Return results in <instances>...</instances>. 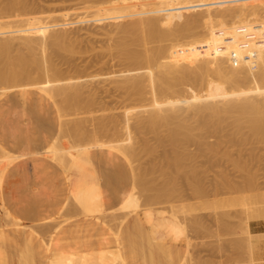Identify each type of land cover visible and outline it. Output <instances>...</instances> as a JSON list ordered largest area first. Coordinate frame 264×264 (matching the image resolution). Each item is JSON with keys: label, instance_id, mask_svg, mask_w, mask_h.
<instances>
[{"label": "rangeland", "instance_id": "1", "mask_svg": "<svg viewBox=\"0 0 264 264\" xmlns=\"http://www.w3.org/2000/svg\"><path fill=\"white\" fill-rule=\"evenodd\" d=\"M25 1L31 6H29V10L31 9L29 12L32 13L33 8V15L1 19L0 24L29 19L28 24L33 25V19H45L48 23L55 24L60 30L59 33L67 36L70 42L56 47L58 41L56 36H45L39 29L32 26L31 35L39 48L38 56L47 60V65L53 64L57 67L61 76L56 80H52L51 77L40 78L42 71L35 69L32 72L33 76L40 78L37 83L27 80L17 86H0V99L7 94L27 88L38 90L50 98V101L55 104L60 121L56 144L62 148L63 163L58 162L69 170L68 166L73 162L76 150L87 146L82 141L73 139L74 130L78 134L81 132L75 127V122L78 123L80 120L81 125L80 123L77 125L85 131L98 134L104 131L107 136L111 137L113 124L111 128L108 124L111 117L113 120L114 115H117L116 121L124 120L120 122L124 126L126 117L123 116V112L126 111L125 109L129 110L130 104L132 105L130 109L135 113H137L136 110L143 108L138 107L139 101L132 100L131 103L129 102L131 100L125 99V94L120 91L119 87L127 77L144 76L146 70L142 67L134 69L132 66V68L116 51L115 45L120 36L118 37L119 31L115 23L122 19L110 20L113 12L129 8L133 4L113 5L104 0ZM186 1L191 0H161L160 2L170 4L179 10ZM160 2L155 1V3ZM212 8V11L225 15L231 30L235 29L232 35L244 33L243 35H250L251 38V34L254 33L257 38L264 37L263 21L260 23L262 32L258 31L260 27L258 22L261 19L264 20L262 5L252 4L245 0H216ZM238 29L244 31L238 32ZM203 32L174 42L178 44L179 41H200V39L203 41H200L201 44L205 42L206 44H202L201 47L202 53L207 57L218 59L216 65L235 75L236 82L226 85L224 89L226 93L231 94L237 91L239 86L245 94H251L255 90L264 91V80H256L255 70L246 72L235 68L236 57L223 54L225 49L223 37L226 35H218V37L215 35V38L212 37L214 34L204 32L210 35V38L206 36L207 34L203 36ZM257 32L259 35L256 34ZM259 32L262 33L261 36ZM199 34L202 36L200 37ZM254 37L252 36L253 40H251L256 43L257 38ZM170 42L167 44H174ZM154 43L157 44V42ZM17 45L16 50L20 48L28 54L27 49L20 47L21 44ZM67 45L68 50L65 47ZM150 45L153 46L152 43ZM210 45L214 46L211 48ZM69 46L73 47L71 48L73 51L69 49ZM214 78L218 80L217 77ZM201 82L197 81L199 85L195 83L196 86L189 87L187 96L204 95L213 98L214 90ZM79 86L84 89L82 105L90 99L95 102L91 104L89 111L88 102V109L87 103L83 107L82 105L65 107V100L68 99L67 92L74 91ZM59 89L66 93H58ZM121 90H123L122 87ZM5 92L6 94L3 95ZM83 99L86 101L83 102ZM141 104L144 106L147 102L145 104L144 101ZM141 104L139 103V106ZM135 113L133 112L129 117L134 127L132 135L138 156L133 162L126 164L123 171L128 169L127 172L131 176L129 178L126 176V178L131 182V191L135 189L141 200L142 208L150 210L156 221L163 217L173 219L175 215L183 224L186 233L181 239L189 249L188 258L183 264H263L256 255V237L251 234L249 225L252 220L264 218V140H259L247 127L238 132L235 121L227 119L223 122V129L216 128L217 131L211 127L205 131L200 128L190 131L191 133L185 132L179 137L178 144L174 145L169 142L170 137L167 136L168 141L163 145L161 139L155 134L138 133L137 128L133 126L137 122ZM119 114H122L121 118L119 116L120 120ZM105 118H108L109 122L105 121ZM100 119L102 120L99 121ZM98 122L103 125L97 126ZM106 122H108L107 127L104 125ZM191 122L196 123V120L192 119ZM97 127L98 129L100 127V130ZM103 134L101 135L105 136ZM95 148L100 147L96 146L91 149ZM1 159L2 153H0ZM121 167L123 168L124 165ZM0 217V228L11 224L4 218L3 212L0 213ZM122 217L123 215H120V218L116 216L119 225ZM65 219L68 220L69 216L62 215L61 219L55 220V224L60 225ZM104 220L107 225L116 228L115 222L107 223L106 219ZM111 263L126 264L122 256L117 259L112 258Z\"/></svg>", "mask_w": 264, "mask_h": 264}, {"label": "bare ground", "instance_id": "2", "mask_svg": "<svg viewBox=\"0 0 264 264\" xmlns=\"http://www.w3.org/2000/svg\"><path fill=\"white\" fill-rule=\"evenodd\" d=\"M106 1L113 5L133 4L129 8L113 12L110 20L122 19V21L115 23L116 29L119 31H117L119 33L118 37L120 36L115 45L116 51L134 69L142 67L146 70L144 76L136 78L127 77L122 85H120L123 90L119 87L120 91L125 94V99L131 100L129 102L132 103V100L139 101L140 104L144 101L145 104L147 102L146 105L143 104L144 106L142 104L139 106L138 103V107H143L144 109L136 108L139 109V111L136 110L137 113L133 111L135 115L137 114V122L133 126L137 128L138 133L155 134L161 139V144L163 145L168 141V136L170 137L169 142H172L174 145L178 144L179 137L185 132L195 131V129L200 128H203L205 131V129L211 127L212 129L215 128V130L223 129V122L227 119H233L238 132L247 127L259 140H264V91L255 90L251 94H245L239 86L237 91L231 94L226 93L224 90L226 85L236 82L235 75L216 65L219 61L218 59H213L210 56L207 57V55L202 53V44L205 45L206 43L201 44L200 41L203 42L201 39L200 41L181 42L183 38L198 34L201 31L211 33V35L214 34L212 37H215V35L217 37L218 35H226L225 37L222 36L224 41L223 39L221 40L225 47L223 54L236 57L235 68L245 70L246 72L255 70L257 72L256 80L261 81L264 80V37L257 38L254 33L253 35L250 33L251 38L249 37L250 35H243L244 33L237 34L244 31H239L241 27H239L237 33L234 31L237 35H232V31L235 29L231 30L228 25L230 23L225 19V15L220 12L217 13L214 10L215 13L212 11L216 0L186 1L179 10L170 4L161 3V0H159L160 3H155L158 0H104V2ZM245 1L264 7V0ZM29 6L30 4L28 5L24 0H0V20L31 16L33 15V8L31 13L29 12L31 11V9L29 10ZM125 18L131 20L124 21L123 19ZM27 21L30 20L24 19L0 24V86H17L27 80H33L34 83H37L40 78L44 77H51L52 80H56L61 76V72L57 67L53 64L47 65V60L41 59L38 56L39 48L35 44L31 30L32 26H35L45 36H56L58 39L56 47L69 44L70 41H68L67 36L59 33L58 27L55 24L48 23L45 19H33V25L28 24ZM258 23L259 26L260 23L263 25L264 20L261 19ZM260 28L261 26L258 31H261ZM204 32L203 36L207 34H204ZM261 32H259L260 36ZM206 36L210 35L207 34ZM252 36H255V39L257 38L256 43L252 41ZM177 40L181 41L175 44L176 42L174 41ZM169 41L174 44H167ZM154 42H157V44ZM17 44H21L20 47L27 49L28 54H25L20 48H18L20 50H16ZM155 45L156 47H154ZM70 46L69 49L72 50L71 48L73 47L70 48ZM212 46L210 45L211 48ZM65 47L67 49L68 45ZM35 69L42 71L40 78L33 76L32 72ZM214 77H217L218 80H215ZM197 81L199 83L202 81L201 83L209 85L214 90L215 96L213 98H208L204 95L196 97L187 96L189 87L191 88ZM196 85L199 84L197 83ZM64 92V90L60 89L58 91L60 94ZM5 94L6 92L3 95ZM67 94L68 99L65 100V107L71 108L82 105V98L84 96L83 87L79 86L74 91H68ZM83 100V102L86 101L85 99ZM87 102L90 104L89 108L92 106L91 104H95L91 99ZM88 103L86 105L87 109ZM133 104L135 103L133 102ZM130 105L129 107L131 108L132 105ZM134 107L136 106L134 105ZM130 108L129 110L125 109L126 111L123 112V116L126 117L124 126H122L123 123H120L121 121L124 122V120H120L122 114L118 115V118L121 115L119 118L120 122L115 119L117 115H114V121L111 119V116V118L109 117L110 120L105 118V121H110V123L108 121L104 124L105 127L109 124L111 128V124H113L111 137L107 136L104 131H101V134L104 133L103 135L105 136L97 132L85 131L80 127V120L78 123L75 122V127L79 129V132L81 130V132L78 134L74 130V134L72 133L73 139L82 141L87 146L76 150L75 158L68 167L71 169L80 155L96 146L109 148L113 152L116 151L128 159L129 162H133L138 155H136L137 148L133 141L132 128L134 127H132L130 123L131 117H129L133 112L132 108ZM132 119L134 120V118ZM192 119L196 120V123L191 122ZM79 123L80 125H77ZM100 124L98 122L97 126ZM120 125L121 127L118 128ZM100 127L99 129L97 127V129L100 130ZM83 131L85 132L82 133ZM86 132L89 133L86 134ZM87 136L90 137L88 138ZM56 143L57 141L46 154L52 159L63 163L62 148ZM0 153H2V159L0 160L1 184L7 169L17 158L8 153L1 145ZM133 190L123 205L112 212L123 215L120 225L132 214H140L150 224L154 219V215L150 210L142 208L141 200L136 194L135 189ZM72 196H74L73 198L79 206L78 208L83 213L87 215H100L104 213V210L100 206L99 195L96 189L82 190L74 193V195L72 194ZM7 216L11 218L9 213H7ZM15 221L17 220L15 219ZM157 226L163 230L167 229L170 236H174L175 240H180L186 233L183 224L179 222L175 215L173 219L168 217L161 218L157 221ZM48 250L53 252L51 264H112V258L117 259L121 257L119 252H94L82 255L67 253L60 248L56 240H52Z\"/></svg>", "mask_w": 264, "mask_h": 264}, {"label": "crops", "instance_id": "3", "mask_svg": "<svg viewBox=\"0 0 264 264\" xmlns=\"http://www.w3.org/2000/svg\"><path fill=\"white\" fill-rule=\"evenodd\" d=\"M59 122L55 104L38 90L20 89L0 99V145L17 158L0 184V213L11 223L0 228V264H51L52 240L67 253L119 252L127 264H183L187 244L158 227L155 219L148 224L132 214L117 223L116 215L122 214L112 211L132 192L131 175L123 171L130 163L123 155L91 149L69 170L48 157ZM87 189L97 190L104 213L87 215L78 208L72 194ZM62 215L69 219L55 224ZM249 230L264 264V218L252 220Z\"/></svg>", "mask_w": 264, "mask_h": 264}]
</instances>
